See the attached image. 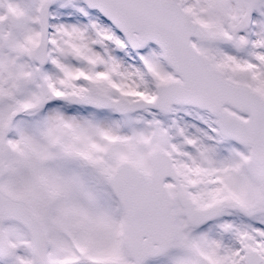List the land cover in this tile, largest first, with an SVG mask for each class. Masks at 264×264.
Returning <instances> with one entry per match:
<instances>
[{
	"label": "snow or ice",
	"instance_id": "1",
	"mask_svg": "<svg viewBox=\"0 0 264 264\" xmlns=\"http://www.w3.org/2000/svg\"><path fill=\"white\" fill-rule=\"evenodd\" d=\"M0 264H264V0H0Z\"/></svg>",
	"mask_w": 264,
	"mask_h": 264
}]
</instances>
